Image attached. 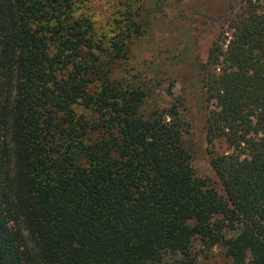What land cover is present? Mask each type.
<instances>
[{
	"label": "trees",
	"instance_id": "trees-1",
	"mask_svg": "<svg viewBox=\"0 0 264 264\" xmlns=\"http://www.w3.org/2000/svg\"><path fill=\"white\" fill-rule=\"evenodd\" d=\"M76 0H0V264H264V0L201 65L215 183L177 107L111 78ZM230 234V235H228Z\"/></svg>",
	"mask_w": 264,
	"mask_h": 264
},
{
	"label": "rangeland",
	"instance_id": "rangeland-1",
	"mask_svg": "<svg viewBox=\"0 0 264 264\" xmlns=\"http://www.w3.org/2000/svg\"><path fill=\"white\" fill-rule=\"evenodd\" d=\"M241 0H76L75 16L103 53L122 46L110 63L111 78L140 88L144 112L175 105L185 123L184 147L190 166L215 183L208 161L229 152L223 141L205 136L207 104L200 67L216 35L237 12ZM230 235V234H228ZM205 264H223L219 248L207 251Z\"/></svg>",
	"mask_w": 264,
	"mask_h": 264
}]
</instances>
